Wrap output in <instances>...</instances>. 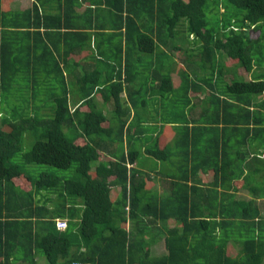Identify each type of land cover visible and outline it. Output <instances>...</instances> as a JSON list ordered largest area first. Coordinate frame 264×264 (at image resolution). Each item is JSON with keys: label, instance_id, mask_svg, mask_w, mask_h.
<instances>
[{"label": "trees", "instance_id": "obj_1", "mask_svg": "<svg viewBox=\"0 0 264 264\" xmlns=\"http://www.w3.org/2000/svg\"><path fill=\"white\" fill-rule=\"evenodd\" d=\"M4 5L0 264L264 263V214L253 198L264 187L251 190L249 157L259 152L246 143L264 146V114L246 106L264 81L221 73L216 61L222 50L250 69L248 30L261 29L264 42V0ZM201 80L211 91L205 109L186 96ZM238 183L255 195L238 197ZM169 218L179 225L166 230L167 253L152 255L147 233ZM230 243L240 247L233 253Z\"/></svg>", "mask_w": 264, "mask_h": 264}, {"label": "crops", "instance_id": "obj_2", "mask_svg": "<svg viewBox=\"0 0 264 264\" xmlns=\"http://www.w3.org/2000/svg\"><path fill=\"white\" fill-rule=\"evenodd\" d=\"M3 1L6 4L3 7L6 9H8V8L24 9L27 7H31V5L33 3V0H3ZM248 34H249L250 39L253 40L252 41L253 47L256 48V50L254 51V55H251L250 69L246 70L244 67H242L239 64L237 58L230 57L229 55H227L222 50L216 53V59H217L216 61L218 62L217 66H219L222 69L221 73H227L230 70V72L232 73V76L237 75V76H240V77H242L248 81L249 80L264 81V42H261L259 40L261 38L262 30L261 29L258 30V29L251 27L248 30ZM24 37H25L24 41H25L26 45L28 43H32L33 36L25 35ZM191 38H192V36H190V39ZM32 48H33V46H31V49ZM26 49L28 52V50L30 48L26 47ZM86 53L87 52H85L84 54H86ZM82 55L83 54L72 52L70 54V58L72 60H78V58ZM184 69H187L188 72L191 71L189 68H183L182 67V72ZM180 70L181 69L179 68L178 72L176 71L173 75L175 84L179 82V78H180V74H181ZM215 70H216L215 73H217L218 71H221V70H218L217 67H215ZM207 71H209V69L206 70V72ZM190 74H192V73L190 72ZM215 81H216V78L214 77L213 82H215ZM208 85L209 84H207L206 82H203L202 80L198 81L197 82V86H198L197 89L190 87L189 90L187 91V94H186V96H188L190 99H192V101H194V100L199 101L198 105H200L199 107L201 109L202 108L205 109V108L210 106L211 91H210ZM209 92H210V94H209ZM121 95L123 98L127 99L125 92H123ZM227 95H228V93H227ZM232 97L237 98L236 95H233ZM247 97H249V96H246L243 98L244 101H245V99H247ZM96 98L98 100V103L102 105L103 99H101L100 96H97ZM127 102H128V100H127ZM236 102H237V100H236ZM250 102L251 103L248 105H246L245 102H240L239 104L241 106L246 105L247 107H249V110H251L252 112L254 111L257 113L264 114V91L257 93V94H252V96L250 97ZM4 105L5 104L0 101V107H3ZM27 105L28 104H26L24 106L26 107ZM74 105H75V103H74ZM103 105H106V109L111 108V104H109V103H104ZM127 105H129V103H127ZM132 112L133 111H131V113ZM205 112L211 113L212 111L210 110V111H205ZM261 119L264 120V116ZM222 124H224V123H215L213 125H208V127H212V126L221 127ZM168 127L169 128H165L163 132L166 133L167 135H169L171 133L173 135V130L170 129V126H168ZM237 127H238V124L229 123V125H228L229 133H233L230 130H236L235 128H237ZM164 137L165 136L163 135V138ZM248 139H247L248 142L246 141L247 146L251 147L252 149L257 148V150L259 152L256 155L254 153H251L249 155V157H251L253 159V164L250 166V169H251V171H254V175H253L254 179L252 180L251 190H252V188H263L264 187V146L263 147H261V146L254 147L255 145H258L259 141L255 140V139H250V138H248ZM252 143L254 144L253 146L250 145ZM133 164L138 166L136 161ZM238 182H240V181H238ZM241 184H242V182H241ZM241 184L238 183L237 187L239 188L238 185H241ZM157 185H158V183L156 185L153 184L152 186H155L154 189L161 191L162 187H159ZM118 191H119V189L117 187L112 189V191H111L112 198H115ZM261 192L262 191H258L259 195L253 197L255 195V192L253 193V191H249V189L239 188V189L235 190V194L238 197H240V195H242L246 198H252V197L255 198L261 212L263 213L264 211H262V210H264V196H262L263 194H261ZM166 224H167V226L165 224H162V222H158L157 224L153 225L150 232L147 233L149 238H152L151 240L153 241L152 245L150 247L152 255L160 256V255H164L167 253V249L165 247V236L167 234L166 230L168 228H172V227L179 225V223H177L173 218H169L166 221ZM233 245L234 244L230 243L228 245V247L231 248V250L233 249V253H234L235 252L234 250L236 248L235 247L233 248L232 247ZM46 263H47L46 260L42 256L37 257V264H46ZM17 264H21V262H18ZM262 264H264V263H262Z\"/></svg>", "mask_w": 264, "mask_h": 264}, {"label": "rangeland", "instance_id": "obj_3", "mask_svg": "<svg viewBox=\"0 0 264 264\" xmlns=\"http://www.w3.org/2000/svg\"><path fill=\"white\" fill-rule=\"evenodd\" d=\"M221 11H223V10H221ZM5 128H8V127H5ZM8 130H9V129H8ZM26 142H27V143L25 144V148H28L29 146H31V142H32L31 140H30V141L26 140ZM142 158L144 159L143 156H142ZM145 163L148 164L149 166L152 165V163L149 162V161H146ZM16 181H17V180H16ZM19 181H20V180L17 181L18 184H19ZM262 214H264V213H262ZM234 246H235L236 248H238V247H240V244L237 243V244H235Z\"/></svg>", "mask_w": 264, "mask_h": 264}, {"label": "built area", "instance_id": "obj_4", "mask_svg": "<svg viewBox=\"0 0 264 264\" xmlns=\"http://www.w3.org/2000/svg\"><path fill=\"white\" fill-rule=\"evenodd\" d=\"M66 226V222L63 220H58L57 221V227L58 228H64ZM73 264H90V263H80V262H74Z\"/></svg>", "mask_w": 264, "mask_h": 264}]
</instances>
